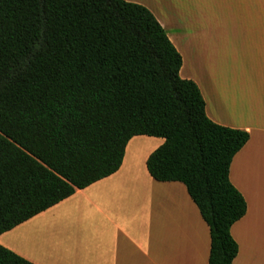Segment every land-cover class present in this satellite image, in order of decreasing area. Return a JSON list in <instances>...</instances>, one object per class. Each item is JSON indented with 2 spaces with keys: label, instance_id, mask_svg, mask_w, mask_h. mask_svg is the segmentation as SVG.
Wrapping results in <instances>:
<instances>
[{
  "label": "trees",
  "instance_id": "16d2710c",
  "mask_svg": "<svg viewBox=\"0 0 264 264\" xmlns=\"http://www.w3.org/2000/svg\"><path fill=\"white\" fill-rule=\"evenodd\" d=\"M182 58L143 6L0 0V235L115 174L128 142L164 143L156 182L184 185L209 229L208 264H232L246 203L229 181L247 133L205 114ZM0 264H31L0 246Z\"/></svg>",
  "mask_w": 264,
  "mask_h": 264
},
{
  "label": "crops",
  "instance_id": "0c3cea01",
  "mask_svg": "<svg viewBox=\"0 0 264 264\" xmlns=\"http://www.w3.org/2000/svg\"><path fill=\"white\" fill-rule=\"evenodd\" d=\"M124 1L145 7L164 29L182 58L179 76L196 84L207 118L248 134L228 175L246 203L230 229L238 247L232 264H264V0H210L228 8L220 28L204 27L190 0ZM187 42L195 45V76L182 74L193 61ZM163 143L132 138L115 174L0 235V246L31 264H208L209 229L186 188L147 172Z\"/></svg>",
  "mask_w": 264,
  "mask_h": 264
},
{
  "label": "rangeland",
  "instance_id": "374dc122",
  "mask_svg": "<svg viewBox=\"0 0 264 264\" xmlns=\"http://www.w3.org/2000/svg\"><path fill=\"white\" fill-rule=\"evenodd\" d=\"M209 2V3H208ZM193 1H188L185 3V5H188V8L191 12L198 11L196 14H199L198 18L200 20H204L203 26L205 27L206 24H209L213 28H220L222 26V23H220V20H218L219 16H227V11L228 8L223 6L219 2H215L213 4L210 0H198L197 5L195 8H193ZM187 9V8H186ZM160 11V9H159ZM184 12L182 6L181 7H176L174 9V13H181ZM211 22V23H210ZM224 27H227L224 25ZM188 43L187 47V53L190 55L191 60H193L183 72L182 74H190L192 76L196 75V56H195V45L194 43ZM208 64V63H207ZM206 64V66H207Z\"/></svg>",
  "mask_w": 264,
  "mask_h": 264
}]
</instances>
